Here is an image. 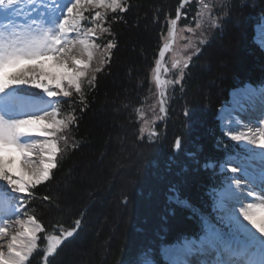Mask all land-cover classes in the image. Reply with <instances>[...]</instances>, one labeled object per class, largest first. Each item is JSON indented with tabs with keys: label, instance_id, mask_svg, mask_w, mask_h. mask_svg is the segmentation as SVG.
Masks as SVG:
<instances>
[{
	"label": "trees",
	"instance_id": "obj_1",
	"mask_svg": "<svg viewBox=\"0 0 264 264\" xmlns=\"http://www.w3.org/2000/svg\"><path fill=\"white\" fill-rule=\"evenodd\" d=\"M125 2L126 12L108 14L111 35L99 39L102 45L115 43L107 67L85 89L83 105L70 98L76 101L77 123L68 132L69 145L61 147L50 179L33 189L30 208L49 231L57 222L68 230L81 220L77 234L49 264H70L74 250L93 242L89 231L99 228L102 214L113 220L110 199L120 212L116 225L130 208L134 221L118 227L117 239L111 230L99 231L103 246L91 253V263L138 264L141 256L167 264L160 255L163 246L199 236L205 219L216 217L223 181L216 168L233 150L219 126V107L234 88L264 83V51L253 27L264 14V0H223L213 13L227 18L174 84L159 141L141 139L135 111L152 93L151 70L180 0ZM193 11L187 4L180 24L192 20ZM177 139L181 147L175 154L169 144ZM44 242L39 240L31 264L43 263Z\"/></svg>",
	"mask_w": 264,
	"mask_h": 264
},
{
	"label": "snow or ice",
	"instance_id": "obj_2",
	"mask_svg": "<svg viewBox=\"0 0 264 264\" xmlns=\"http://www.w3.org/2000/svg\"><path fill=\"white\" fill-rule=\"evenodd\" d=\"M21 3L22 0H0V11L6 17V23L0 24V264H31L38 240L46 243L41 259L49 264L48 257L54 256L75 235L81 220L77 219L68 230H60L57 222L49 231L29 209V200L34 195L33 189L48 181L57 167V156L63 151L59 142L69 145L67 133L77 123L72 107L76 101L70 98L75 94L79 103L84 104L83 83L92 68L94 50L103 47L106 54L100 65L92 69L99 73L115 47L111 40L104 45L96 43L103 34L111 35L110 27L105 26L108 14L126 12L128 7L125 0H29L36 6L32 11H38L39 15L25 16L18 23L14 17L20 15L16 9ZM187 3L188 0H181L175 16L168 20V38H175L181 10ZM196 3L195 27L185 26L181 31L195 34L205 23L217 27L212 15L213 0H196ZM117 18L113 15L114 20ZM199 43L205 40L200 39ZM77 44L83 47L86 59L73 54ZM188 48L198 50L191 39L185 50ZM170 49L171 43H165L152 69L160 113H166L167 87L181 83L191 60V56L174 60L171 66L178 70V75L174 80H162V60ZM95 79L93 75L87 83L93 85ZM28 89H40L43 95ZM260 96L264 101V92ZM63 105L68 107L62 111ZM160 118L149 122L139 115L144 121L138 133L141 139L145 133L149 140L157 136L152 125ZM244 127L247 131L232 134L230 139L264 149V127ZM175 147H181L179 139ZM227 171L233 175L224 179L217 193V207L224 213L229 233L217 229L198 243L183 245L178 249L179 258L171 264H192V258L205 256L214 257L211 264H264V188L257 193L250 174L239 166ZM260 182L264 184V169ZM249 198L251 202L246 203ZM200 264L208 261L201 260Z\"/></svg>",
	"mask_w": 264,
	"mask_h": 264
},
{
	"label": "rangeland",
	"instance_id": "obj_3",
	"mask_svg": "<svg viewBox=\"0 0 264 264\" xmlns=\"http://www.w3.org/2000/svg\"><path fill=\"white\" fill-rule=\"evenodd\" d=\"M221 1H223V0H213V3L215 4L216 9H217V6L220 5ZM190 3L193 5V9H194V11H193L194 15L193 16L194 17H192V20H190L189 18H188L189 20L188 19L183 20L181 22V24H180V21L178 22L177 34H176L175 38L173 39V44H171V49L166 51V53L164 54L163 60H162V64H161V79L162 80H174L176 78V76L178 75V70L172 69V66H171L172 62L174 60L184 59L188 56H191V58H193V56H197L200 53L203 54L201 51L202 45H205L209 41V39L212 38L214 33L212 34L211 32H214L218 27H222L224 20L227 18V15L226 16L224 15L222 17H220V16L217 17V15L212 13L213 17L217 21V24H218L217 27H211L210 24L205 23L204 27L202 29H198L195 34L187 32V31H181V29L184 28L185 26H191L193 28L195 27V22H196L195 17H196V11L198 10V7H197L196 0H188V4H190ZM186 6L187 5H185V7ZM34 7H36V6L30 4L29 0H22V3L17 6L16 10L20 12V16L23 15L25 17L28 15H31L33 17H36L39 15V12L38 11L33 12L32 9ZM185 7L183 9H185ZM183 9L181 10L182 13H183ZM213 10L215 11V9H213ZM2 14L4 15V12L0 11V16ZM85 15H89V13H85ZM23 16H21V18H23ZM3 20H5V21H3ZM3 20L0 19V24L6 23V18H3ZM23 20L24 19H21V20L17 19V22L20 23V22H23ZM85 23H87V22H85ZM201 32L203 33L202 36H201ZM164 37H163L164 40H163L161 47H160V51H161V49H163L164 44L169 43V41L171 40L170 38H168V33L166 35H164ZM189 39L192 40V42L196 46V49H198V50H195L193 48H188L187 50H185V46L188 45ZM200 39H204L205 43H203V44L199 43ZM256 42L264 50V43H262L259 39H257V34H256ZM96 43H99V40H97ZM81 48L83 49V47H81ZM160 51H159V53H160ZM94 53L95 54H94V58L92 61V68L88 71V76L84 79V83H83L84 93H85V89L88 88L89 86H91L87 83V80L90 79L93 75L97 76L96 74H98V73H95L92 69L99 66L100 61L102 59H105V57H106V54L103 51V47L101 49L94 50ZM159 53H158L157 60L160 59ZM193 53H195V54H193ZM83 56H84L83 58L86 59V54H83ZM108 60H109V57L107 58V62L103 65L102 70L107 67ZM191 61L192 60H190L189 63ZM155 66H156V64H154L152 69ZM164 69H167V71H164ZM151 80L154 83V80L152 77V70H151ZM173 87H174V85H170L167 87V95H166V100H165L166 113H160L159 112V96H158V90L155 87V83H154V86L151 88L152 93L149 92V95L146 99V102H144V104H143L144 106H142V108H139V113L137 112V110L135 111L137 120L139 122V128L144 123L143 120L139 119V115H143L144 119L149 121V122L152 121L155 117H161L160 119H156L155 124L152 125V127H154L155 131L157 132V136L152 138L153 141H156V140L159 141V136L162 132V128L160 131H159V129L170 118V115L168 113V105H169V97L171 96V91H172ZM258 90L259 89H254L251 87H245L242 89H238L233 94L237 99H240L241 96H243V95L257 96ZM28 91L34 92V93H40L41 95H43V93L41 92L40 89H28ZM73 98L77 99L78 97L74 94ZM45 99H47V97H45ZM61 99H66V98H61ZM230 99H231V96L229 98V101L226 104H224V106H222V107L226 106V107L233 108V106L230 103ZM61 107H62V111H63L64 107L63 106H61ZM219 112H220V110H219ZM220 123L219 124L223 130V134H224L225 138L228 139L232 143L233 146L237 145L238 147H240L244 151V153H234V154L230 153V154H228L227 159L221 165H218L217 166L218 168H216L218 175L219 174L222 175V177L224 179L226 177H231L233 174L231 172H228L227 168H231L233 166H239L250 174V178L252 179V181L254 180L253 182H260V173H261V168H262L261 166L264 165V151L256 148V146L253 144H248V143L244 144L242 141H232L230 139L231 134H238L239 132H235V131L231 132L228 130L226 131L223 128V126L225 128H227L232 123V121L225 120V121L220 122ZM252 125H253V127H251V128H254V129L259 128V127H264V110H261L260 113L257 114V121L255 123H253ZM67 135H68V133H67ZM144 137H147V133L144 134ZM63 145H64V142L60 141L59 146L63 147ZM169 145L173 149L175 146V142H170ZM225 164L227 167H225ZM262 169H264V168H262ZM237 175L239 176L242 174L238 173ZM223 182H224V180H223ZM242 182L244 183L243 179H242ZM260 186H261V188H264V184H259L258 186H255V187H257V189L258 188L261 189ZM259 192H261V190H259ZM113 194L116 195V197H117L119 192L116 191V192H113ZM33 199H34V196L30 198L29 204H28L29 209L32 212H33V210L30 208V206L32 205V202L34 201ZM97 203H98V200L95 201V204H97ZM110 205H111V209L113 211V214H112L113 220L112 219L110 220L109 218L104 217L105 215L102 214V216L103 215L104 216L103 217L101 216L99 218V221H100L99 222V224H100L99 228L97 227L95 229V231L94 230L92 231L93 228H91V230L89 231V234L94 232L92 234V239H91V241H93V242H91L90 245L84 246L87 248L83 251L82 250H74L72 252L73 259L71 260L70 264H90L91 263V261H90L91 253H95V252L99 253L98 250H100V247L102 248V246H103L102 241L99 239L100 234H101L99 231H101L102 229L111 230L112 231V237L117 239V238L121 237L120 233H122V231H120V230L118 231V229H119L118 227H120L122 229V227L124 225L131 224V222L134 221V219L132 218V214L134 213L133 208H130V210L128 212H126L124 216H122L120 218V221L116 225L117 221L114 222V220L117 218V216L120 214V212L116 208L115 201H113V199L109 200V206ZM54 209H55V207H54ZM214 209L217 212L216 217L214 219H208L207 220L206 231H205L203 236H205L211 232L213 233L217 229L222 230L225 234L229 233V228L223 219L224 213L221 209H219L217 207V199H216L215 204H214ZM53 211L54 210H51L52 213H53ZM93 220L94 219L91 220V225L94 222ZM78 231H79V229H78ZM78 231H76L75 235L77 234ZM38 235H40V234H38ZM203 236H200L197 240L200 241V239ZM73 237H71V238H73ZM71 238H69V239H71ZM229 239L231 241H235V239H231V236H229ZM192 240H194V239L182 240V241L175 243V244H172V245L163 246L160 250V255H161L162 260L166 261L168 264H171L169 257L175 251V248L178 245H182L183 242H185V241H192ZM140 241L141 240H139V242ZM38 242H39V240H38ZM45 247H46V243L44 242V248ZM145 263H149L146 260V257L142 258L141 256H139L138 264H145ZM42 264H44V261ZM193 264H199V263L196 260H194Z\"/></svg>",
	"mask_w": 264,
	"mask_h": 264
},
{
	"label": "bare ground",
	"instance_id": "obj_4",
	"mask_svg": "<svg viewBox=\"0 0 264 264\" xmlns=\"http://www.w3.org/2000/svg\"><path fill=\"white\" fill-rule=\"evenodd\" d=\"M3 18H6L5 17V14L0 16V19L3 20ZM20 18H21L20 15L14 17V19H16V20L17 19L20 20ZM256 34H257V39H259L262 43H264V21H263L262 25L259 26V28H257ZM81 47H82L81 45L77 44L76 47L73 50V54L74 55H77V56L83 55L84 53H83V49ZM261 92H264V88H261L258 91V95L257 96H254V95H251V96H249V95H243V96H241L240 99H237L234 96V94L231 95L230 103L233 106V108H230V107H226L225 106V107H222L221 110H220V112H219V117L221 118V122H223L225 120L232 121V123L227 128H225L223 126V128L226 131L228 130V131H231V132L232 131H235V132H243V131H247V128L244 127L245 125H247V127H253L252 124L257 121V114L260 113L261 110H264V101H262V98L260 96V93ZM242 142L244 144H247V141H242ZM256 148H258V147L256 146ZM258 149H260V148H258ZM260 150L264 151V149H260ZM261 167L264 168V165H262ZM262 168H261V170H262ZM259 184H261V183L260 182H253L255 191L257 193H260L259 190L262 189L261 186H260L261 189L258 188L259 190L257 189V187H255V186H258ZM247 202H251V198H249L246 201V203ZM240 219L242 220L243 218L240 217ZM244 223L247 224L246 221ZM247 227L249 229H251V225H247ZM252 231L254 232L255 230L252 229ZM211 234H212V232L211 233H208L205 236H208V235H211ZM257 235H259V234L257 233ZM205 236H203L202 238H204ZM262 239H264V237H262ZM189 242H196V241H194V240H192V241H185V242H183L182 245H178L175 248V251L169 257L170 258V263H171V261L173 259L179 258L178 257V249H180L183 245H185V244H187ZM213 259H214L213 256L194 257V258H192V264H193L194 260H196L199 264H200L201 260H206V261H208V264H211V261ZM145 264H151V263H145Z\"/></svg>",
	"mask_w": 264,
	"mask_h": 264
},
{
	"label": "water",
	"instance_id": "obj_5",
	"mask_svg": "<svg viewBox=\"0 0 264 264\" xmlns=\"http://www.w3.org/2000/svg\"><path fill=\"white\" fill-rule=\"evenodd\" d=\"M180 3H181V2H180ZM179 5H180V4H179ZM178 8H179V6H178ZM169 43L173 44V39H171V40L169 41ZM161 50H162V49H161ZM165 52H166V51H165ZM178 150H179V149H177V148L174 146V152L177 153Z\"/></svg>",
	"mask_w": 264,
	"mask_h": 264
}]
</instances>
